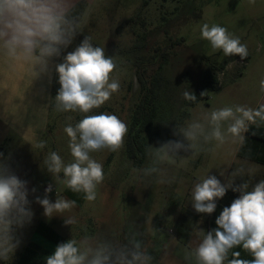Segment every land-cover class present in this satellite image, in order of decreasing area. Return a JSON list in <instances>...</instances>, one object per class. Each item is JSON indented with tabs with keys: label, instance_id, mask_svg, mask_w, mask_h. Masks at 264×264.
Wrapping results in <instances>:
<instances>
[{
	"label": "rangeland",
	"instance_id": "obj_1",
	"mask_svg": "<svg viewBox=\"0 0 264 264\" xmlns=\"http://www.w3.org/2000/svg\"><path fill=\"white\" fill-rule=\"evenodd\" d=\"M85 1L81 34L90 35L94 46L103 47L106 55L117 58L118 67L112 75L121 85L98 110L115 114L129 128L134 106L142 95L139 77L147 81L155 76L161 78L156 100L158 113L153 127L145 134L146 144L159 147L168 140H178L179 137L173 135L176 125H183L197 113L236 104L255 108L264 103V93L259 91V81L264 77V0H256L255 4H250L249 0H184L174 4L164 0ZM204 23L218 24L239 37L248 47V64L228 68L239 56L225 57L222 51L213 52L209 42L201 38L200 27ZM80 42L74 40L65 52L74 50ZM163 52L167 55L166 62H162ZM222 64L225 66L220 69ZM208 67H213L212 73L222 84L210 93L209 99L190 106L181 94L186 89L198 91ZM221 72L224 75L219 76ZM57 79H53L52 86L58 84ZM54 97L50 101L46 132L42 133L41 113L36 106L29 135L20 136L5 121L4 116L9 113L8 96L0 83V153L10 157L16 174L29 182V190L36 187V195L41 198L48 184L53 183V191L48 194L52 202L56 199V189L42 160L49 151H56L65 162L72 159L69 138L63 129L67 123L74 125L77 118L82 117L79 113L54 111ZM68 116L73 117L72 121L67 120ZM39 141L47 142L43 150L35 148ZM125 142L126 136L123 147L116 152L92 153L93 158L102 163L105 174L95 201L88 202L82 193L58 186L60 195L77 202L71 213L63 214L77 218L78 224L72 226V231L71 226L64 225L62 217H45L43 207L35 203V197L30 194L33 220L20 230L21 245L14 256L0 264H20L30 253L46 262L45 258L55 251V245L45 234L53 233L66 242L71 234L83 235L81 226L90 234L111 233L122 238L135 222L137 226L143 225L150 243H166L175 237L179 227L190 225L186 213L188 195L196 180L209 170L210 175H216L223 183L225 177L220 175L221 171L230 173L244 165L250 171V177L246 178L255 182L264 180V164L255 160L253 154L246 153V143L241 146L230 142L212 153L189 156L177 166H166L167 174L176 176L175 182L159 183L153 177L149 183L140 178L138 171L148 166V156L142 165L136 166L126 155ZM146 219H152V226L163 231L155 235L147 233L151 224L145 223ZM151 249L157 258L160 248L159 251L157 246Z\"/></svg>",
	"mask_w": 264,
	"mask_h": 264
},
{
	"label": "clouds",
	"instance_id": "obj_2",
	"mask_svg": "<svg viewBox=\"0 0 264 264\" xmlns=\"http://www.w3.org/2000/svg\"><path fill=\"white\" fill-rule=\"evenodd\" d=\"M255 2L249 0L250 4ZM83 17L74 0H0V60L8 65L27 66L36 81L47 77L50 84L55 74L59 88L54 97V111L82 116L63 129L69 138L72 159L65 162L56 151H49L42 160L55 185V202L48 195L53 191V183L48 184L41 198L36 195V187L29 190V182L16 174L10 157L0 153V261L7 262L14 256L21 245L20 230L33 220L30 194L43 207L45 217H62L64 225L71 226L72 231V226L78 224L77 218L63 214L71 213L77 202L60 195L58 186L82 193L88 202L95 201L105 174L102 163L92 153L116 152L123 147L128 132L126 123L115 114H90L120 90L119 79L112 75L118 67L117 58L106 55L103 47L94 46L92 37L85 35L74 50L56 62L77 34L83 33ZM200 34L213 52L222 51L225 57L239 56L241 61L249 55L247 45L223 26L204 23ZM235 63H229L228 67ZM259 91L264 93V77L259 81ZM206 93L201 92L200 96ZM181 95L186 101L197 102V96L189 89ZM72 119L67 117L68 121ZM250 125H264V103L255 108L236 104L197 113L183 125H176L173 135L181 139L168 140L159 147L147 143L149 164L138 170L140 178L151 183L156 177L159 183L171 184L176 176H169L166 166H177L189 156L212 153L230 142L243 146ZM46 146V141L35 144L41 150ZM210 171L199 177L190 190V203L196 213H214L217 201L229 189L239 196L220 212L216 228L196 229L197 243L183 249L185 264H264V180L253 183L246 178L250 177V171L244 165L230 173L221 171L223 183ZM238 177L242 183L235 184ZM145 223L151 224L147 233L155 235L163 231L152 226V219H146ZM81 228L83 235L71 234V239L59 243L53 254L45 258L46 264H160L150 251L153 246L143 225L134 222L122 238L111 233L90 234L87 228ZM238 248L251 259L241 258Z\"/></svg>",
	"mask_w": 264,
	"mask_h": 264
},
{
	"label": "crops",
	"instance_id": "obj_3",
	"mask_svg": "<svg viewBox=\"0 0 264 264\" xmlns=\"http://www.w3.org/2000/svg\"><path fill=\"white\" fill-rule=\"evenodd\" d=\"M54 79V74L52 81ZM52 81L49 84L47 77L41 78L40 80H34L30 75L27 66L23 64L8 65L0 60V83L4 85L6 96L8 100L6 102L8 114L4 116L13 129H15L20 136L23 134L29 135L33 127V116L35 113L36 106L39 107L42 120V133L46 132L48 127L47 117L48 111L50 110V101L52 98ZM264 126V125H261ZM246 137V133H245ZM262 152L264 158V146L260 145L259 152ZM253 183H256L254 179H251ZM242 183L241 179H236L235 184ZM239 193L233 192L229 189L226 195L217 201V208L211 215L209 214H198L192 208L190 203V195H188V203L186 205V213L189 216L190 225L179 227L175 240L170 239L166 243L156 244L152 242V246L160 248V253L157 255V261L161 264H185L183 260V249L186 246H195L197 243V231L199 227L204 231H210L217 227L215 224L216 218L224 207L230 206L231 202L238 198ZM48 240L54 243L55 248L62 242L63 239L60 237L59 241H55L50 238V233L45 234ZM59 237V236H58ZM153 254L154 251L151 249ZM241 258L251 259L241 249ZM27 264H35L34 253H30L27 256ZM163 257L161 261L160 258Z\"/></svg>",
	"mask_w": 264,
	"mask_h": 264
},
{
	"label": "trees",
	"instance_id": "obj_4",
	"mask_svg": "<svg viewBox=\"0 0 264 264\" xmlns=\"http://www.w3.org/2000/svg\"><path fill=\"white\" fill-rule=\"evenodd\" d=\"M75 5L77 11L84 14L87 2L85 0H80L76 2ZM83 38L84 36L80 33L77 34L74 40L82 41ZM65 51L66 50L62 51L61 57L56 62L62 61V56L64 54H67ZM161 57L162 59H164V61L162 60V62L167 61V55L164 52ZM224 66L225 65L222 64L219 68L223 69ZM160 68H162V66H160ZM212 69L213 67L207 68L203 85L198 91L194 93L197 96V102H189L190 106H195L201 100L209 99L210 93L218 90V81L215 75L212 73ZM54 78H56L55 74ZM139 80L141 83L142 95L138 103L134 106L125 142L126 155L128 159L132 161L136 166L142 165L147 158V144L145 143V134L148 133L153 127L157 117L158 108L156 100L158 98L161 83L160 76L153 77L151 81L144 80L142 77H139ZM58 88L59 85L54 83L52 86V97L56 95ZM201 92L207 93L204 97H201ZM100 112H102V110L94 109L90 114H99ZM81 118L82 117H78L77 122ZM178 139H181V137H179ZM260 145L264 146V126L257 127L256 125H250L249 130L246 133V153L253 154L255 160H257L259 163L264 164V158L262 156L263 151H261V153L259 152ZM181 155H183V153H181ZM50 238L55 241L60 240V237H58L57 235H53V233L50 234ZM34 256L35 264H46V262H44L41 257L36 256V254H34ZM20 264H27V257L23 258Z\"/></svg>",
	"mask_w": 264,
	"mask_h": 264
},
{
	"label": "built area",
	"instance_id": "obj_5",
	"mask_svg": "<svg viewBox=\"0 0 264 264\" xmlns=\"http://www.w3.org/2000/svg\"><path fill=\"white\" fill-rule=\"evenodd\" d=\"M236 63L235 64H233L234 65V67L235 66H246L247 64H248V61H247V58L246 59H244L243 61H241L240 60V57H238L237 59H236V61H235ZM229 68V67H228ZM233 68V67H232ZM219 74V73H218ZM217 74V75H218ZM221 75H224V73L223 72H221V74L219 75V76H221ZM219 79V80H218ZM217 81H218V87H220L221 86V84H222V81H221V79L220 78H218L217 77Z\"/></svg>",
	"mask_w": 264,
	"mask_h": 264
},
{
	"label": "flooded vegetation",
	"instance_id": "obj_6",
	"mask_svg": "<svg viewBox=\"0 0 264 264\" xmlns=\"http://www.w3.org/2000/svg\"><path fill=\"white\" fill-rule=\"evenodd\" d=\"M164 1H165V2H169V3L174 4L175 2H176V3H181V1H184V0H169V1H168V0H164ZM186 1H189V0H186ZM186 1H185V2H186ZM192 1H194V0H192ZM182 3H184V2H182ZM184 4H185V3H184Z\"/></svg>",
	"mask_w": 264,
	"mask_h": 264
}]
</instances>
